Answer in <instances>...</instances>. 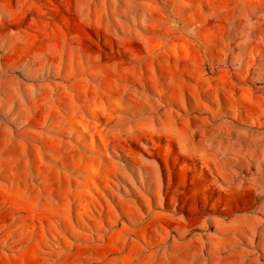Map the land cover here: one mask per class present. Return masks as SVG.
<instances>
[{
  "label": "rangeland",
  "instance_id": "obj_1",
  "mask_svg": "<svg viewBox=\"0 0 264 264\" xmlns=\"http://www.w3.org/2000/svg\"><path fill=\"white\" fill-rule=\"evenodd\" d=\"M0 264H264V0H0Z\"/></svg>",
  "mask_w": 264,
  "mask_h": 264
}]
</instances>
